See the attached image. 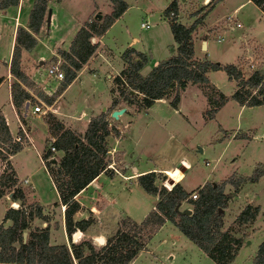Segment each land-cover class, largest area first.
<instances>
[{
    "label": "trees",
    "instance_id": "16d2710c",
    "mask_svg": "<svg viewBox=\"0 0 264 264\" xmlns=\"http://www.w3.org/2000/svg\"><path fill=\"white\" fill-rule=\"evenodd\" d=\"M250 1L264 14V0ZM109 2L112 8L110 14L104 15L100 21L95 19L85 22L84 26H81L74 34L68 51H58L61 60L66 62L62 66V80L49 97L41 91L36 94L47 105L75 78L81 65L94 52L95 44L90 43V37L100 36L127 8L123 0H109ZM47 3L48 0H31L25 26H17L15 29L9 58V72L15 78L11 84L10 99L21 123L23 120L19 109H23L26 100L31 103L30 100L33 98L26 89L31 90L33 84L20 70V52L21 50L29 51L35 46V36L42 26ZM17 4L18 0H0V9L15 7ZM170 11L172 15H169ZM176 13V1L173 0L163 10V16L169 24L175 44L172 54L154 65L145 75H141L140 69L147 62L146 55L134 48H125L120 55L124 65L112 79L114 85L112 92L122 96V100L127 104L133 103L134 97L139 94L140 106L147 108L155 100L165 99L169 92L174 90L169 105L176 108L179 91L184 90L188 83L201 84L208 88V92L204 90L209 102L205 116L211 119L214 112L228 97L206 86L207 73L221 70L228 79L235 81V89L229 98L239 105L264 104V74L256 68L245 67L239 61L236 64H220L210 61L206 55L200 59H194L192 32L200 19L197 18L199 20H193L189 26H184L175 18ZM116 105L117 101L112 97L108 112L110 113ZM106 111L88 120L82 136L69 128H64L52 114L46 116L45 122H53L59 133L44 154H41V159L54 185L59 202L64 207V228L69 235L74 232V227L83 230L87 225V220L72 221L71 216L79 207L73 197L98 173L105 171L109 164L106 163L108 151L106 137L110 133V128L107 127ZM51 146L55 151L61 152L57 162L52 159L47 160L51 155L49 148ZM21 148L22 143L11 138L0 112V161L4 162L0 170V197L9 194L12 201L18 202L17 208L8 207L4 212L0 223V250L14 242L18 243V248L14 253L0 258V263L73 264L76 260L75 264H128L139 251L145 249V244L151 235L166 221L173 224L215 264H229L242 244L241 239L231 234V228L221 230L222 211L229 199V194L223 193L224 182H205L196 190V198L191 199L189 193H186L178 183L173 184L168 178L164 182V187H157L153 172L138 175L136 181L146 193L157 194L155 208L147 212L139 222L128 217L122 218L114 233L106 238L104 245L100 246L97 252L87 240L81 242L88 249L87 254L81 251L80 246L70 251L65 244L50 245L48 226L36 227L23 237L33 218L42 220L47 218L42 215V207L39 204H36L32 211L24 209V195L21 188L4 192L6 187L17 184L9 157ZM263 173L264 165L262 169H254L247 177H229L227 182L232 185L235 192L242 182H254ZM182 201L190 204V212L186 213V209H179ZM257 211L258 207L245 205L237 215L236 223L252 221ZM5 220L9 221L6 226L3 225ZM247 264H264V239L257 246L251 262Z\"/></svg>",
    "mask_w": 264,
    "mask_h": 264
},
{
    "label": "rangeland",
    "instance_id": "374dc122",
    "mask_svg": "<svg viewBox=\"0 0 264 264\" xmlns=\"http://www.w3.org/2000/svg\"><path fill=\"white\" fill-rule=\"evenodd\" d=\"M102 2V10L105 9L103 6L104 3ZM130 3L131 7L127 11L124 21L127 27H129L132 34L137 36L140 39L142 44L138 45L140 48L144 45V52L147 56L152 59V57H160L164 47H165V40H166V24L161 23L156 29L155 23L163 22L161 19V0H125ZM177 13L175 18L178 22L184 24V26H189L193 20H199L197 23L196 30L200 28V31L196 32L198 35V40H205L206 37L208 38V45L209 49L215 57H218L217 60L214 62L217 63H226L230 62L231 59L236 58V55L239 54L240 50L242 51V55L246 57L248 55V48L245 46H241L239 43L235 41V43H216L211 40L213 31L219 30L220 33L223 29V16H225L227 11L236 6L238 3L243 2L244 0H225L220 4H217L211 12L208 13L209 9L218 1V0H211L209 4L207 2L209 0H175ZM67 3V7L71 9L74 8L77 13L83 14L86 6L87 0H65L62 1V4L65 5ZM111 5V4H110ZM161 9V10H160ZM101 14L100 21L103 18V13L98 11ZM144 12L146 15H144ZM97 13V12H95ZM93 13L90 15L86 22L90 20H95ZM226 13V14H225ZM147 14H150L148 16ZM255 14V15H254ZM256 11L249 6H244L238 12V19L245 23L248 17L256 16ZM206 15H208L206 17ZM199 18V19H197ZM148 20V21H147ZM207 20V21H206ZM147 21L149 22L150 28L149 29H141L139 27V23ZM20 23L15 20H12L13 27L15 23ZM196 22V21H195ZM122 24V21L120 22ZM41 31L38 33V38L41 39L46 34V29L44 28V22ZM205 25V26H204ZM154 28V29H153ZM242 28V27H241ZM241 28H237L235 30L240 31ZM261 25H256L257 30H261ZM152 30V31H150ZM228 31V30H227ZM152 32V34H151ZM170 36V31H167ZM156 33V36L154 35ZM232 33V32H229ZM165 34V36H164ZM215 35V34H214ZM232 35L236 36V33H232ZM147 36H150L148 38ZM168 36V35H167ZM231 35L228 33L225 34V38L228 40ZM215 38V36H214ZM167 39H169L167 37ZM169 41V40H168ZM171 42V41H170ZM9 39L7 37H2L0 40V75L4 76L5 78V67L7 68L6 60L8 59V47ZM41 45L38 46L37 53H41L42 57L32 56L29 54H25L20 57V68H22L25 74L27 72H38L36 74V81L42 80L40 83H43L44 80L47 82H51L50 77L46 76L45 69L55 61H59V69L63 74L62 66L66 64V62L58 59L55 56L50 55V50L48 48H42ZM199 47H197L198 50ZM256 54L259 56L261 54L260 49L255 47ZM205 50L201 49L198 50L197 53L200 52L202 54ZM153 55V56H152ZM255 58V61H258V58L255 54H252ZM242 57L240 58L239 62L243 65L247 64V60ZM42 58V59H41ZM44 58V59H43ZM149 59V60H150ZM200 59V58H199ZM40 60V63H39ZM44 60V61H43ZM147 60V63L148 61ZM101 63L98 65L97 61H95L91 68L93 71H85L80 79H78L70 89L63 95L59 102L60 109L57 110L58 113H54V109L56 105L52 104L51 107L52 111H46L44 114H32L29 109L25 110L20 108L19 114L22 116L24 129L27 133L32 130L34 145L37 148H41V154L43 155L45 150L48 148L49 145L53 142L56 134L59 132L56 131L53 122L46 123V116L47 114H52L55 116L57 120H59L64 128H69L70 130L74 131L76 134L82 136L85 130L87 123L84 126L86 119L88 120L93 117L88 115H81L80 110H83L90 114V110L94 112V114L100 112L104 107L105 112L106 110V119L108 123V128H110V133L106 137V144L108 151H111L110 145H113L114 150L111 151L113 153L109 154L107 151V160L108 162L105 171L109 172H118L122 167V163L119 162L120 157H122L120 150L126 152V159L127 162H133L134 165L138 167H144L145 165L148 166H158L159 170L157 173H154V180L157 187L164 186V182L166 178L171 180L173 184L177 183L182 178V172L176 166L179 162H175V164L171 167L165 168L170 162H168L165 166L166 162H163L160 159L159 149L161 145L166 141V137L171 135L174 140H178L183 142L184 144L191 142L192 148L189 149L191 155L195 158V161L192 162L190 165L191 167L185 171V183L188 189L195 187L198 183L202 181L205 175L209 172H216V174L222 172L223 163L226 159H228L229 154H233V156H238V164L237 170L246 174V176L242 175V177L249 176L254 169H262L264 165V161H261L263 164L258 165L259 161V154L264 156V139H255L250 141H239L237 143H231L228 145L222 154L219 156L218 161H215V158L219 155L221 151V142L220 136L217 135V123L215 121H203L201 111L204 108L201 94L198 92L196 87L192 86L188 88L181 97V103L178 108H173L169 105V100H171L174 90H171L168 96L164 99L165 101H160L154 103V105L147 109L140 106V95L137 94L131 104H127L125 101L122 100V96H119L118 93L113 92L110 95V102L111 98L113 97L114 100L117 101V105L113 108L120 109L124 108V111L118 114L117 118H112L108 110L110 109L109 103V88L112 85L110 76H113L119 70V59L118 53L115 50H112V58L109 61L100 60ZM254 61V60H253ZM146 63V64H147ZM255 64V62H254ZM148 66V64H147ZM244 67V68H245ZM255 68V67H254ZM147 68L143 70L145 73ZM93 73V74H92ZM27 75L28 79L31 80V74ZM141 74V73H140ZM39 76V77H38ZM42 77V78H41ZM8 78V79H7ZM6 78V81L2 87H0V103L7 98V91L11 90V84L15 81L11 79L9 81V77ZM41 78V79H40ZM212 78L216 81V85L219 86V90L225 92L229 90L231 84L228 82V78L223 71H217L213 73ZM33 87L30 90L32 94L36 96L38 92H42L38 85L33 83ZM221 85H223L221 87ZM58 86V85H57ZM208 92L207 90H205ZM179 91V97H180ZM45 95V93H43ZM32 100H30V105L36 103L37 100L32 96ZM130 98V96H127ZM39 99V98H38ZM216 99V97H214ZM43 102V101H42ZM46 104V103H45ZM44 109V106H42ZM53 108V109H52ZM234 106L231 108L228 107L223 116H234ZM112 109V110H113ZM182 112V113H181ZM183 112H186V116H184ZM98 115V114H97ZM61 116L69 117V121H62L59 118ZM96 116V115H94ZM261 113L257 110L252 112L241 114L242 121L249 120L250 123H254L259 120ZM59 117V118H58ZM157 118H161L162 121H156ZM87 120V122H88ZM126 123H131L127 132L124 130L126 129ZM66 125V126H65ZM264 128V124L261 126ZM117 132V133H116ZM137 139V141H133V139ZM24 141V140H23ZM28 152H26V157L24 156V152L17 155L15 158L17 167L20 170V174L22 178L27 177L28 183L23 184V187H20L19 184L15 186L6 187L4 190L5 193L11 190H16L15 188H21L24 195V209L31 210L35 207L36 204H41L49 207V210L45 211L46 220H42L39 218H33L30 221V225L28 226L27 230L25 231V236L28 232L32 231L34 228H43L44 226H49L50 229H54L52 227H57L59 218H60V210L59 207L56 208L54 201L56 200L55 190L48 179L45 171L40 166L38 167V161L36 156V151L34 148L29 147ZM51 155L47 158V160L52 159L55 162L60 157V151H51ZM177 153V154H176ZM183 154L182 150L175 152V155ZM232 156V155H231ZM185 161V160H184ZM207 161L208 164L206 165L204 162ZM113 163V164H112ZM254 163H257L253 166ZM130 163V165H133ZM186 164V163H182ZM214 166L211 168V166ZM4 162L0 161V170L2 169ZM109 165V166H108ZM127 168H131V166ZM251 165V166H250ZM222 166V167H221ZM235 168V167H234ZM122 170V169H121ZM160 172V173H159ZM236 174V173H235ZM264 174V173H263ZM211 175V174H210ZM239 175V174H237ZM138 176V175H137ZM136 176V177H137ZM214 177V176H213ZM233 178H238L236 176H229ZM228 177V178H229ZM211 178V177H210ZM220 180V181H213L215 183L224 182L228 183L227 180ZM211 182V181H210ZM171 185V184H170ZM241 190L236 196L233 204L230 203V207L236 209L240 205H244L247 200L249 202L258 201L261 205L264 206V179L259 181L258 179L254 182L245 181L241 184ZM224 186V185H223ZM171 187V186H169ZM196 198V191L193 192ZM192 194V193H191ZM189 193V196L191 195ZM235 197V196H233ZM191 198V197H190ZM194 198V199H195ZM192 199V198H191ZM234 199V198H233ZM230 201H228L229 203ZM128 207H135L136 212H142L144 207L143 203H137L135 200H130L127 202ZM54 204V205H53ZM7 205V201L1 200L0 201V220L2 218L3 207ZM53 205V206H52ZM11 206V204H10ZM12 207V206H11ZM18 207V206H17ZM13 207V208H17ZM8 208V207H7ZM23 208V207H22ZM190 204L185 201H182L179 204V209L189 210L190 211ZM6 211V210H5ZM135 212V213H136ZM74 214V213H73ZM140 219V216H137ZM73 218V215L71 216ZM77 218V217H76ZM79 221V220H78ZM92 221V220H91ZM141 221V220H140ZM139 222V221H136ZM119 221H117L116 225H111L108 221V218L99 217L97 219L94 218L93 220V228L89 227L87 224L85 228L89 227L88 232L86 233H96L97 235L101 232H106L107 237L111 236ZM6 226V223L4 224ZM62 225V224H61ZM86 228V229H87ZM57 230V228H55ZM78 232V235L74 236L75 232ZM109 231V232H108ZM85 230H79L74 228L73 235L66 234L68 236V249L71 251L74 247L80 246L81 251L84 254L89 253L88 249L84 244L81 242L83 240H87L92 245L94 251H98L100 245H98L92 238L84 236ZM264 236V233H258L252 238H249L241 244L239 247L236 255L234 256L233 260L230 264H244L249 263L254 256V252L256 247L259 243L260 236ZM60 233L59 231L52 232L51 242L52 243H60ZM84 236V237H83ZM148 248L150 252L147 253H140L133 264H215L210 258H208L194 243L189 241L185 238L178 229L168 224L166 226L160 227L157 229L150 237V239L146 242L145 248ZM18 248V243L14 242L11 245L3 248L0 250V258H4L16 251ZM75 261L73 264H75ZM0 264H8V263H0Z\"/></svg>",
    "mask_w": 264,
    "mask_h": 264
},
{
    "label": "crops",
    "instance_id": "0c3cea01",
    "mask_svg": "<svg viewBox=\"0 0 264 264\" xmlns=\"http://www.w3.org/2000/svg\"><path fill=\"white\" fill-rule=\"evenodd\" d=\"M62 1H65V0H48L47 10H46V13L44 14V17H43L44 28L46 29V34L41 39L38 38L39 34H37L35 36V38H36L35 46L29 51L21 50L20 57H22L25 54H29V55H32L34 57L35 56L42 57L43 55L41 53H37V50H38L37 48L39 45H41L42 48H48L50 50L51 56H55L61 60L60 56L58 55V51H68L70 42H71L74 34L76 33V31L81 26H84L85 22L88 20L90 15H92L95 12L101 11L103 13V16H104V15L110 14V12L112 10L109 0L103 1V3H104L103 6L105 7L104 10L101 9L102 8L101 7L102 4H100L102 2L101 0H87L88 3H87V6H86L84 13L79 14V13H77V11L74 8L71 7V9H70L69 7H67V3L65 5H63ZM123 1L126 3L127 8L116 19H114V21L106 28V30L100 36H97V37L92 36L94 38L93 44H95L94 52L87 59V61L81 65L80 69L76 73L75 78L49 104V105H52V104L56 105V108L53 110L54 113H58L57 110L60 109L58 104H59L61 98L70 89V87L78 79H80L81 75L85 71H93L91 66L95 61L98 60V62H97L98 65L101 63L100 60L109 61L112 58V50H115L118 53L119 70L113 76L109 77L111 79V84H112L109 88V103H110V95L113 94L112 90L114 88V85L112 83V79L115 75L118 74V72L123 68V65H124V63L120 57L122 51L125 48L131 47L137 51L144 53L147 57V60L150 59L143 50L144 45H142L141 48L138 46L139 44L140 45L142 44V42H140V39L137 36H135L134 34H132L129 27H127V25L125 24L124 17L126 15L127 11L129 10V8L131 7V5H130V3L127 4V2L125 0H123ZM161 1H162L161 9L162 8L163 9L162 10L160 9L161 10L160 13H161V19L163 20V22L155 23L154 28L156 29L159 25H162L161 23H164V22L167 23L166 29H168V30H165L166 31L165 32L166 33V40H165V44H164L165 47H164L160 57H159V55H158V57H155V58L152 57V59H150L148 61V63L146 62L148 64V66H147V64H145L140 69L141 75H145L158 62L168 58L172 54L173 49L175 48V44H174L172 35L170 33V36H169V34L167 32V31H170L169 24H168L166 18L163 16V10L173 0H161ZM223 1H225V0L217 1L214 4V6L208 11L207 14H209V12H211V10H213V8L217 4H220ZM246 5L251 6L254 9V11H256L257 14L254 17H252V16L248 17L247 21L245 23H243L238 19L237 15H238V12ZM30 8H31V0H18V4L15 7L7 8V9H0V40L2 37H7L9 39V44H8L9 50H8V56H7L8 59L5 62V63H7V68L5 67V70H6L5 71L6 72L5 78H4V76L0 75V87H2L4 85L7 77H9V81L11 79L15 80V78L9 72V58H10V54H11L12 45L14 43L15 29L17 28V26H22V27L25 26L26 21H27V15H28ZM233 10H236L235 11L236 20L241 23L242 28L240 29V31H238V32H237V30H233V31L228 30L227 31L224 29H222V31L220 33H218L219 30L213 31V33L215 35L213 34L212 38L214 40H211V41L216 42L218 44L224 43V42L227 44L228 43L232 44V43H235V41H236L242 47L245 46L246 48H248V50L252 54H255V56L257 58L259 57L258 61L257 60L255 61V58L253 57V60H254L253 61V67H255L262 74H264V14L250 0H244L243 2L238 3L236 6L230 8L226 13L228 14V13L232 12ZM144 15H146L145 12H144ZM147 15L150 16V14H147ZM207 16L208 15H206V17ZM16 18H17V21H19L20 23H18V22L15 23V26L13 27L12 20H15ZM121 21H122V24L120 23ZM43 22H42V24H43ZM140 23H141V21H140ZM140 23H139V25H140ZM258 24L262 26L261 30L256 29V25H258ZM42 27H43V25L40 27V31H41ZM196 27H197V25H196ZM196 27L194 28V30L192 32L193 58L199 59L202 56L206 55L210 61L214 62L215 60H217L218 57H215L212 54V52L210 51L207 37L205 39V51L202 54H200V52L197 53L198 50H200V48H201L202 40H198V35L196 32L200 31V28H198V30H196ZM149 28H150V25L147 28H141V29H149ZM150 31H152V30H150ZM229 32L236 33V36L232 35V33H229ZM227 33L229 35H231L228 40L224 37L225 34H227ZM151 34H152V32H151ZM154 35L156 36V33ZM164 36H165V34H164ZM214 36H215V38H214ZM220 36H222V39H218V41H216L215 39L219 38ZM147 37L150 38V36H147ZM167 37L169 39H167ZM197 47H199L198 50H197ZM255 47L261 48L260 49L261 54H259V56L256 54V50H255L256 48ZM42 48H40V49L42 50ZM242 57H244V56L242 55V51L240 50L239 54L236 55V58L234 56V58L231 59L230 62H226V63L236 64L240 60V58H242ZM254 62H255V64H254ZM39 63H40V60H39ZM226 63L220 62V64H226ZM145 68H147V70L144 73L143 70ZM20 70L22 72L24 71L22 68H20ZM217 71H220V70H217ZM217 71H208V73H207L208 83L206 86H208L209 88H214L216 91L227 96L228 99L214 112L213 117L211 119H208L205 116V111L209 108V102H208V98H207L204 90H208V88L201 85V84H190V83H188L186 85V87L184 88V90H182L180 92L179 101L176 105V108H178V110H179V105L181 103V97H182L183 93L188 88H190L192 86L196 87L198 92L201 94V99H202V102L204 105V108L201 111L203 121H205V122L206 121H215L217 123V130H218L217 135L220 136V140L223 139L222 141H220L222 144L221 145L222 146L221 151H220L219 155L215 158L214 163L216 161H218L219 156L222 154L224 149L228 145H230L231 143H237V142L242 141V140L247 141L249 143L250 141H253L255 139H259V138L264 139V128L261 127L264 124V104L258 105V106H245V105H239L238 103H236L234 100L229 98V96L231 95V93L235 89V81L228 79L229 80L228 82L231 84V86H230L229 90L222 92L221 90H219L220 89L219 86L216 85L217 84L216 81L212 78L213 73H215ZM25 73H26V70H25ZM27 73L29 74V72H27ZM37 73H38L37 71L36 72H34V71L30 72V74L32 76V78H30L31 79L30 81L35 83L36 85H38L39 88L42 90V92L45 93V96L49 97L53 92H55V90L58 87L57 85H59L60 81H57L56 79L50 78L51 82H47L45 80L43 83H40L42 80H38L39 82H37L36 81V77H37L36 74ZM28 74H25V75L27 76ZM39 74L40 73H38L37 75H39ZM41 76L43 77V75H41ZM222 86L223 85H221V87ZM26 90L31 96L35 97L30 90H28V89H26ZM160 101L162 102L165 100L164 99H158V100H155L154 103H157ZM154 103H152L149 107H147L146 110L151 108L154 105ZM232 106L235 107L234 113H233L234 116L233 115L228 116V117L223 116V113L225 112V110L228 107L231 108ZM27 109L30 110L29 107ZM103 109L105 110V108L103 107L100 112H104ZM254 110H257L261 113V116H260L258 121L254 122V123H250V124H249V122H250L249 120L242 121L241 114L243 112L248 113V112H252ZM0 112L4 118V121L6 123L7 129L9 131L11 138L14 140L16 137H19L20 140H22V141L24 140V142L22 143V148L9 157L10 164L12 166V169L14 170V173H15V176L17 179V184H19L20 187H23L22 183L27 184L28 180H27V177L22 178V176L20 174L21 172L17 167V163H16L15 158L17 157L18 154H20L22 152L25 153L24 156L26 157V152L31 150V149H29V147H32L36 151V156H37L36 158L38 161V167L41 166L43 168V170L45 171V174L47 175L48 179L50 180V182L54 188V185H53L50 177L48 176L46 168L44 167L43 161L41 159V148L35 147L33 135H32V130H30V132L27 133L26 130L24 129L23 123L20 122L18 115H17V113H16V111H15V109L11 103L9 91H7V98L4 99V101L0 103ZM100 112L94 114V112L90 110V114H89L83 110H80L81 115H88V117L97 115ZM183 113H184L183 115L186 116V112H183ZM59 119L60 120L63 119L62 121L64 122V121H69L70 118L65 117V116H61ZM87 120H88V118L86 119L84 126L87 123ZM156 121L160 122V121H162V119L157 118ZM130 125H131V123H126V126H125L126 129L124 130L125 132L128 131ZM20 126H22L24 132L21 131ZM137 139L138 138L133 139V141H137ZM192 144L193 143H191V142L184 144L181 141L174 140V138H172L171 135H168L166 137V141L163 143V145H161V147L159 149L160 159L163 162H166L164 164V166L168 162H170L168 165L165 166V168L173 166L175 164V162L186 163V164H183L185 167L184 171L182 172L183 176L177 182L186 193H190V194L193 193L198 188H200L205 182L226 180L229 176H236V177H238V176L242 177V175L246 176V174H243L242 172H239L237 170L238 156L237 155L233 156V154H229L230 157L228 156V159H226L224 161V163L222 164L223 165L222 172L220 171V173L216 174V172L214 173V172L210 171L209 173L211 175L210 174H209V176H208V174L205 175L200 183H198L195 187L188 189L187 185L185 183V177H186L185 171L188 168H190L191 167L190 165L192 164V162L195 161V158L191 155V153L189 151V149L192 148ZM110 149H111V151L114 150L113 145H110ZM123 149L124 148H122L119 152V153L122 152L121 153L122 157H120V159H119V162L122 163V167L120 168V171H118V172L116 171L114 173L109 172V171H103V172L98 173L83 189H81L73 197L74 200H76V202L79 205L78 209L73 214V218H72L73 222H76L78 220H87V224H89V221H90V224L88 226L93 228L94 218L97 219L99 217H102V218H108L110 228H111V225L115 226L117 221H120L122 218H125V217H128L134 221H140V220H142V218L145 216V214L147 212H149L150 210L155 208V204L157 202V194L153 195V194H149V193H146L145 191H143V189H141V187L137 184L136 176L143 174V173H147V172L157 173L158 171H160L159 167L158 166H148V165H145L144 167H138L137 165H134L133 162H130L133 164L131 166L130 163L127 162L126 155H125L126 152ZM181 150H182L183 154L180 153L178 155H175V152H177V151L181 152ZM111 151H108L109 154L113 153ZM114 151H117V149H115ZM262 153H264V152H262ZM60 156H61V152H60ZM259 156L260 157H259L258 165H261L264 162L263 163L260 162V159H261V161H264V156H261L260 154H259ZM204 163L206 165L208 164L207 161H205ZM255 164L257 165V163H254L253 166ZM129 165L131 166V168H129V170H128L127 168L129 167ZM213 166H214V164L211 166L210 169H212ZM237 174H239V175H237ZM263 179H264V174L258 178L259 181H261ZM240 187H241V185H239L237 190L234 192L233 187L230 183H225L223 186V193L229 194V199L227 200L226 207L222 211V227H221V230H227V229L231 228L230 229L231 234L234 237L241 239V242L243 244V242L245 240L254 237L258 233H260V234L264 233V206L261 205L260 202H258V201L249 202V200H247L246 203H244V205H240L236 209L231 208L230 203L233 204L234 200L236 199V196H238V194L241 190ZM166 189H168V188H166ZM54 190H55V188H54ZM55 195H56V200L54 201V204L56 205V208L59 207L60 218H59V222H58L57 227H52L54 229H50V227L48 226L49 227L48 242L50 245L65 244L67 246L68 245L67 244L68 243V236L66 235V232H65L64 219H63L64 207L59 202L56 190H55ZM233 196H235V197H233ZM130 198H132V200H135L137 203H143L144 205H146L142 212H140V211L136 212V208L133 206L128 207L127 202L130 200ZM1 200L7 201V205L3 207V213H2V218L0 220V223L2 222L3 215H4V212L7 209V207H11V206L13 207V204H16L18 206V204H17L18 202L12 201L9 198V194H5L2 197H0V201ZM228 201H230V202L228 203ZM10 204H11V206H10ZM39 205L42 207V215L46 217V215H48V214H46L45 211L49 210V207H51V206L47 207L45 205H41V204H39ZM245 205H250L252 207H258V211H257L256 215L254 216V218L252 219V221L238 224V223H236L235 219ZM137 216H140V219H138ZM3 223L4 224L6 223V225H8L9 221L5 220ZM168 224H171V223L166 221L163 223V225L161 227L166 226ZM171 225H173V224H171ZM89 227L88 228L86 227L87 229L86 228L84 229L85 230L84 236L89 237V238H92L93 236H97L96 233H90V232L86 233V232H88ZM55 228H57V230L59 231V233L61 235L60 236L61 242L54 244L51 242V237H52V232L57 231V230H55ZM74 228H76V227H74ZM106 232L105 233L101 232L98 235H102L104 237V240H106V238H107ZM259 238H260V240H259V243H260L264 239V236L262 235ZM259 243H258V245H259ZM256 249H257V247H256ZM237 251H236V253H237ZM143 252L147 253V252H150V250L146 247L144 250L139 251L134 256V258H132V260H130V262L128 264H133L136 257L140 253H143ZM236 253L234 254V256L236 255ZM254 254H255V252H254ZM234 256H233V258H234ZM233 258H232V260H233ZM231 261H230V263H231ZM244 264H247V263H244Z\"/></svg>",
    "mask_w": 264,
    "mask_h": 264
},
{
    "label": "built area",
    "instance_id": "2783aa9c",
    "mask_svg": "<svg viewBox=\"0 0 264 264\" xmlns=\"http://www.w3.org/2000/svg\"><path fill=\"white\" fill-rule=\"evenodd\" d=\"M235 11L236 10H233L232 12L226 14L225 16H223V19L222 21L224 22L223 23V29L224 30H229V31H233L237 28H241V23L238 22L235 18ZM172 11L169 12V15H172ZM140 28H147L149 26V23L147 21H144V22H141L140 23ZM218 39H222V36H220L219 38H216L215 40L218 41ZM245 59L247 60V64L246 66L249 68V69H253V56H252V53L248 50V55H246ZM59 61H55L54 63L50 64L46 69H45V73H46V76L50 77V78H53V79H56L57 81H61L62 78H63V74L62 72L60 71L59 69ZM37 102L36 103H33V105H30L29 101H28V107L30 108V112L32 114H37V113H40V114H44L46 113V111H52L51 110V107L52 105H47L45 104L44 102H42L40 99L34 97ZM42 106H44V109L42 108ZM24 109V108H23ZM25 111V110H24ZM20 129L22 132L23 131V128L22 126H20ZM14 141H18V142H21L23 143L24 141L20 140L19 137H16L14 139ZM51 151H55L54 148L51 146L49 147ZM109 166V165H108ZM189 197H191L192 199L195 198V195L194 193H192ZM71 235H73V232L71 233Z\"/></svg>",
    "mask_w": 264,
    "mask_h": 264
},
{
    "label": "water",
    "instance_id": "95a60500",
    "mask_svg": "<svg viewBox=\"0 0 264 264\" xmlns=\"http://www.w3.org/2000/svg\"><path fill=\"white\" fill-rule=\"evenodd\" d=\"M100 17H101V14L99 12L95 13L94 18L96 20H99ZM89 41H90L91 44H93L94 43V38L93 37H90ZM201 49L205 50V40H203L202 43H201ZM23 108H24V110H27V108H28V101H25L24 102ZM123 111H124V108L112 110L110 112V116L112 118H117L118 114L122 113ZM176 166L179 168V170L181 172H183L184 169H185L184 165L182 163H180V162ZM185 212L188 213L190 211L189 210H185ZM76 235H78V232L77 231L74 233V236H76ZM22 236L24 237L25 236V233H23ZM92 240L95 241L100 246L104 245V243H105L104 237L102 235L93 236L92 237Z\"/></svg>",
    "mask_w": 264,
    "mask_h": 264
},
{
    "label": "bare ground",
    "instance_id": "6f19581e",
    "mask_svg": "<svg viewBox=\"0 0 264 264\" xmlns=\"http://www.w3.org/2000/svg\"><path fill=\"white\" fill-rule=\"evenodd\" d=\"M17 205L16 204H13V207H16Z\"/></svg>",
    "mask_w": 264,
    "mask_h": 264
}]
</instances>
